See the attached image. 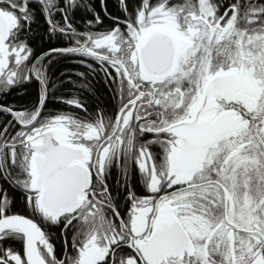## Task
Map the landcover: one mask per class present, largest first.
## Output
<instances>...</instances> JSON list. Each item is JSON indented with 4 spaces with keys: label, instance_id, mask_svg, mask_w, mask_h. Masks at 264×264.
Segmentation results:
<instances>
[{
    "label": "snow or ice",
    "instance_id": "snow-or-ice-1",
    "mask_svg": "<svg viewBox=\"0 0 264 264\" xmlns=\"http://www.w3.org/2000/svg\"><path fill=\"white\" fill-rule=\"evenodd\" d=\"M100 3L0 0V264H264V0Z\"/></svg>",
    "mask_w": 264,
    "mask_h": 264
},
{
    "label": "trees",
    "instance_id": "trees-1",
    "mask_svg": "<svg viewBox=\"0 0 264 264\" xmlns=\"http://www.w3.org/2000/svg\"><path fill=\"white\" fill-rule=\"evenodd\" d=\"M88 3H90L96 11L100 12L101 16L104 17L105 24L109 23L108 18L104 14L100 0H88ZM104 6L107 7L108 12L113 14H115L118 10L117 0H104ZM77 20H79V16H77ZM37 23L39 24V28H37L38 35L35 41L36 44L41 48H44L45 45L52 47L59 46L58 41H56L55 39L51 41L43 39L41 41V37L44 35L47 26L42 16L37 17ZM65 68L69 69V71L65 74L71 75L72 79L76 81H79L80 77L75 75V71H87L83 69L81 65L73 63L72 59H64L56 64L54 72L57 76H59L60 73L65 72ZM60 78L63 79L62 76ZM86 83L89 84L90 91L88 89H73V86L71 84L66 83L64 87L60 89L58 94H62L70 98L73 91H79L81 94V98L85 100L88 105H92L97 101H99L100 103L109 102L111 94L104 82L102 73H97L95 76H89ZM27 92L29 93V95H24L21 90L11 91L7 94L0 92V103L16 105L17 107L24 106L31 100L32 87L30 85L27 88ZM56 107H60L63 109L65 108L64 105L59 103L56 105ZM0 119H2V116H0Z\"/></svg>",
    "mask_w": 264,
    "mask_h": 264
},
{
    "label": "flooded vegetation",
    "instance_id": "flooded-vegetation-1",
    "mask_svg": "<svg viewBox=\"0 0 264 264\" xmlns=\"http://www.w3.org/2000/svg\"><path fill=\"white\" fill-rule=\"evenodd\" d=\"M82 68L85 69L83 66H82ZM64 106H65V108H64L65 110L80 111L79 109L75 108V106H67V105H64ZM57 245L59 246V241H57Z\"/></svg>",
    "mask_w": 264,
    "mask_h": 264
}]
</instances>
